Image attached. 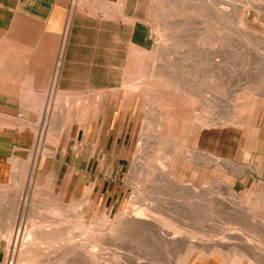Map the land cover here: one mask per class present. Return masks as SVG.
I'll return each mask as SVG.
<instances>
[{
	"label": "rangeland",
	"instance_id": "obj_1",
	"mask_svg": "<svg viewBox=\"0 0 264 264\" xmlns=\"http://www.w3.org/2000/svg\"><path fill=\"white\" fill-rule=\"evenodd\" d=\"M194 1L151 0L152 49L129 53L117 45L121 42L108 43L119 51L117 61L95 64L91 72L98 75L87 80L82 94L74 89L64 94L57 85L54 105L44 112L34 108L37 95L23 102L18 90L23 80L10 77L15 64L9 52L1 53L0 100L20 101V119L14 120L34 130L33 152H46L44 144L56 148L63 132L71 135L81 120L97 114L110 125L115 118L126 119L134 132L129 168L121 176L123 190L113 210L78 199L66 203L15 183L1 185L0 264H264V0ZM78 4L69 13L82 11L90 18L85 24L95 26L91 19L104 6L94 0ZM52 85L53 78L51 90ZM170 97L181 105H173ZM45 112L52 116L46 126ZM214 127H223L219 140L226 149L212 152L234 162L237 171L221 163L207 165L202 154L186 157L190 150H207L192 141ZM244 150L252 153L253 169L239 173L251 164ZM185 169L191 183L172 177L171 172ZM221 180L237 195L230 196L231 188ZM48 227V232L56 230L55 237H48ZM29 231L34 235L30 244L24 240Z\"/></svg>",
	"mask_w": 264,
	"mask_h": 264
},
{
	"label": "crops",
	"instance_id": "obj_2",
	"mask_svg": "<svg viewBox=\"0 0 264 264\" xmlns=\"http://www.w3.org/2000/svg\"><path fill=\"white\" fill-rule=\"evenodd\" d=\"M94 1L104 8L97 11L95 18L92 17L95 26H87L85 21L90 18L82 11L69 13L72 6L79 5L78 0H0V55L9 52L11 62L15 64L11 70L13 73L9 72L10 77L23 80L21 88L18 87L24 96L23 102L29 96L37 95L33 100L37 105L35 110L44 112L48 106L54 105L55 91L50 86L58 72L55 65L61 47L63 55L56 86L64 94H71L73 89L82 94L87 80L98 75L91 72L98 66L95 64L117 61L114 57L119 51L108 48V43L121 42L123 44L117 45L129 48V53L152 49V28L148 22L151 0ZM28 24L31 26H26ZM27 78L32 82L27 81L28 87ZM6 80L8 77H4ZM19 107V100L16 103L0 100V186L15 183L25 190L31 187L43 196H59L66 203L78 199L113 210L123 190L121 176L129 168L132 124L129 121L126 124V119L115 118L110 125L109 119L105 121L97 114L93 119L81 120L71 135L63 132L56 148L44 144L47 151L36 153L33 152L34 130L28 125L20 127L14 120L19 118L16 116ZM45 115L46 126L52 120L48 113ZM29 118L32 119L30 115ZM259 120L260 117L255 123ZM250 126L237 128L246 130ZM221 128H209L200 133L195 142L192 141V146L203 143L207 150H190L186 157L202 154L207 165L221 163L237 171L234 162L212 152L226 149L223 140H219L224 134ZM251 155L249 150H244L243 158L250 160L251 164L241 166L239 173L253 169ZM175 164L171 161L170 169H174ZM176 173L171 172L174 179L192 182L186 181V169L176 170ZM221 181L237 195L232 186ZM249 208L255 211L254 206Z\"/></svg>",
	"mask_w": 264,
	"mask_h": 264
},
{
	"label": "bare ground",
	"instance_id": "obj_3",
	"mask_svg": "<svg viewBox=\"0 0 264 264\" xmlns=\"http://www.w3.org/2000/svg\"><path fill=\"white\" fill-rule=\"evenodd\" d=\"M193 1H194V0H193ZM222 1H223V0H222ZM227 1H228V0H227ZM194 2H195V1H194ZM229 2L231 3V1H229ZM203 3H204V2H203ZM217 3H218V2H217ZM246 3H249V2H246ZM250 3H251V2H250ZM231 4H232V3H231ZM233 4H234V3H233ZM251 5H252V4H251ZM254 5H256V4H254ZM257 5H258V4H257ZM257 5H256V6H257ZM262 5H264V4H262ZM229 6H230V5H229ZM232 6H233V5H232ZM211 7H212V6H211ZM243 7H244V6H243ZM247 7H248V6H247ZM223 9H224V8H220L221 11H223ZM262 9H263V8H262ZM213 10H214V9H213ZM220 10H218V11L221 12ZM230 10H231V9H229V11H230ZM245 11H246V10H245ZM247 12H248V11H247ZM214 13H215V12H214ZM217 13H218V12H217ZM221 13H222V12H221ZM223 13H224V12H223ZM219 14H220V13H219ZM245 14H246V13H245ZM216 15H217V14H216ZM217 16H218V15H217ZM225 16H226V13H225ZM243 16H244V15H243ZM221 17H222V16H221ZM221 17H220V18H221ZM224 19H225V17H223L221 20H224ZM227 19H228V18H227ZM239 21H240V20H239ZM241 22H242V21H241ZM243 28H244V27H243ZM244 37H245V36H244ZM260 38H262V39L264 40V36H263V37L261 36ZM248 40H249V39H248ZM210 44H211V43H210ZM252 44H253V43H252ZM245 46H246V45H245ZM217 48H218V47H217ZM215 50H216V49H215ZM5 51H6V50H5ZM217 51H218V50H217ZM219 51H221V49H220ZM262 55H263V54H262ZM218 56H219V55H218ZM1 57H2V56H1ZM3 57H4V56H3ZM6 57H7V56H6ZM6 57H5V58H6ZM216 58H217V57H216ZM217 59H218V58H217ZM217 59H215V60H217ZM0 60L5 61V60L2 59V58H1ZM205 60H206V59H205ZM205 60H204V61H205ZM206 61H207V60H206ZM221 61H222V60H221ZM215 63H216V62H215ZM221 63H222V62H221ZM8 66H9V65H8ZM220 66H222V65H220ZM2 67H3V65H2ZM4 67H5V66H4ZM0 68H1V64H0ZM4 69H5V68H4ZM88 69H89V68H88ZM120 69H121V68H120ZM211 69H212V68H211ZM0 70H1V69H0ZM2 70H3V69H2ZM116 76H117V75H116ZM56 77H57V74H54V76H53V85H52V88H53V89L56 88V87H55V86H56V82L58 81ZM29 78H30V76H29ZM9 79H10V78H9ZM77 80H78V79H77ZM6 81H7V80H6ZM128 81H129V80H128ZM139 82H140V81H139ZM28 83H31V84H32V82H29V81H28ZM126 84H127V83H126ZM138 85H139V84H138ZM145 85H147L146 82H145ZM28 86H29V85H28ZM92 86H93V85H92ZM127 87L129 88V89L127 88L128 90H130V89L133 90L132 85H129V86H127ZM135 87H136V86H135ZM142 88H143V87H142ZM146 89H147V87H146ZM46 90H47V89H46ZM182 91H183V90H182ZM182 91H181V92H182ZM147 92H149V91H147ZM191 94H192V93H191ZM45 95H46V94H45ZM23 97H24V96H23ZM45 98H46V97H45ZM191 98H192V96H191ZM206 98L210 99V98L207 97V96H206ZM203 99H204V98H203ZM191 100H192V99H191ZM153 101H154V100H153ZM170 101L172 102L173 105H174V103H175V105H177V103L181 105V103H182V102H180V101H175V99L172 98V97H170ZM155 102H156V101H155ZM156 103H157V102H156ZM204 103H205V102H204ZM206 103H207V102H206ZM158 104H159V103H158ZM207 104H208V103H207ZM208 106H209V105H208ZM251 106H252V105H251ZM248 107H249V106H248ZM31 108H32V107H31ZM207 109H208V108H207ZM234 109H236V108H234ZM47 110H48V109H47ZM240 110H241V109H240ZM194 112H195V111H194ZM246 112H247V111H246ZM185 113H186V112H185ZM51 115H52V114H51ZM79 115H80V116H79ZM79 115H78V116L81 117V114H79ZM53 116H54V115H53ZM51 117H52V116H51ZM203 117H204V116H203ZM81 118H82V117H81ZM196 118H198V117H196ZM205 118H206V117H205ZM195 120H196V119H195ZM201 120H202V119H201ZM203 120H205V119H203ZM207 121H208V120H207ZM207 121H206L205 123H207V125H209ZM209 121H210V120H209ZM203 122H204V121H203ZM214 122H215V121H214ZM192 123H193V122H192ZM42 124H43V123H42ZM44 124H45V123H44ZM190 124H191V123H190ZM190 124H189V125H190ZM183 125H185V124H183ZM191 125H192V124H191ZM205 125H206V124H205ZM246 125H247V124H246ZM184 128H185V127H184ZM187 128H188V127H187ZM203 128H205V127H203ZM207 128H208V127H207ZM181 130H182V129H181ZM59 133H60V132H59ZM183 134H184V133H183ZM182 140H183V139H182ZM172 143H173V142H172ZM56 145H57V144H56ZM170 145H171V144H170ZM170 145H169V146H170ZM173 146H174V144H173ZM174 148H175V147H174ZM172 152H174V151H172ZM168 162H169V161H168ZM166 163H167V162H166ZM159 167H160V166H159ZM163 167H164V166H163ZM162 170H163V169H162ZM163 171H164V170H163ZM159 172H160V171H159ZM167 178H168V177H167ZM29 183H30V182H29ZM220 183H221V182H220ZM224 186H225V185H224ZM227 187H228V186H227ZM28 188H29V187H28ZM226 191H227V190H226ZM228 193H229L230 196H232V197L234 196L233 191H232L231 189H228ZM192 194H193V193H192ZM230 196H229V197H230ZM207 197H208V196H207ZM144 198H145V197H144ZM146 198H147V197H146ZM208 198H209V197H208ZM229 199H230V198H229ZM236 199H237V198H236ZM207 200L209 201V199H207ZM219 200H220V199H219ZM230 200H231V199H230ZM230 200H229V201H230ZM143 201H144V200H143ZM147 202H148V201H147ZM181 202H182V201H181ZM137 203H138V202H137ZM149 203H150V202H149ZM149 203H148V204H149ZM207 203H208V202H207ZM211 203H212V202H211ZM140 204H141V203H140ZM154 204H155V203H154ZM209 204H210V202H209ZM231 204H232V203H231ZM53 208H54V207H53ZM54 209H55V208H54ZM54 209H53V210H54ZM51 210H52V209H51ZM151 210H152V209H151ZM155 210H156V209H155ZM58 211H59V210H58ZM58 211H57V212H58ZM132 211H133V210H132ZM138 211H139V210H138ZM39 212H40V211H39ZM154 212H155V211H154ZM138 213H139V212H138ZM158 213H159V212H158ZM131 214H133V213H131ZM143 214H145V212H144ZM133 215H134V218H137V219H144V218H142L143 216H141V217L139 216L140 213H139V215H135V214H133ZM146 215H147V214H146ZM147 216H149V215H147ZM48 217H49V216H48ZM129 217H130V215H129ZM151 217H152V216H151ZM153 217H155V216L153 215ZM161 217H162V216H161ZM171 217H172V216H171ZM56 218H57V217H56ZM58 218H59V217H58ZM60 218H61V217H60ZM147 218H148V217H147ZM128 219H129V218H128ZM145 219H146V218H145ZM148 219H150V218H148ZM154 219H155V218H154ZM178 219H179V218H178ZM180 219H181V218H180ZM151 220H153V219H151ZM127 221H128V220H127ZM145 221H146V220H145ZM156 221H158V219H157ZM156 221H155V223H156ZM135 222H136V221H135ZM146 222H147V221H146ZM148 222H149V221H148ZM178 222H179V220H178ZM45 223H46V222H45ZM157 223H159V221H158ZM129 224H130V223H129ZM144 224H145V223H144ZM161 224H162V223H161ZM172 224H174V223H172ZM172 224H171V226H172ZM55 225H56V224H55ZM163 225H164V224H163ZM185 225H186V224H185ZM259 225H260V224H259ZM46 226H47V225H46ZM56 226H57V225H56ZM56 226H55V228H56ZM95 226H96V225H95ZM157 226H158V225H157ZM164 226H166V225H164ZM261 226H262V225H261ZM58 227H59V226H58ZM174 227H175V228H178V227H176V225H174ZM61 228H62V227H61ZM63 228H64V227H63ZM112 228H113V227H112ZM175 228H174V229H175ZM263 228H264V227H263ZM42 229H43V228H42ZM59 229H60V228H59ZM59 229H58V230H59ZM159 229H160V228H159ZM171 229H173V228H171ZM18 230H19V229H18ZM40 230H41V229H40ZM43 230H44V229H43ZM48 230H49V227H48V229H46V232H47V234H48V237H51V236H54V237H55V234H56L55 232H56V230H52V231H50V232H48ZM63 230H64V229H63ZM157 230H158V229H157ZM169 230H170V229H169ZM177 230H178V229H177ZM37 231H38V230H37ZM59 231H60V230H59ZM85 231H86V230H85ZM170 231H171V230H170ZM175 231H176V230H175ZM232 231H233V230H232ZM15 232H16V231H15ZM38 232H40V231H38ZM110 232H111V231H110ZM173 232H174V231H173ZM229 232H231V231H229ZM31 233H32V232H31ZM31 233H30V231H29V233L26 234V237H25L26 239H24V240H25V243H28V242H29V244L31 243L30 238H32L31 236L33 235V234H31ZM59 233H60V232H59ZM169 233H170V232H169ZM171 233H172V232H171ZM174 233H175V232H174ZM216 233H217V232H216ZM219 233H220V232H219ZM219 233H218V234H219ZM11 234H12V233H11ZM91 234H92V233H91ZM235 234H236V233H235ZM221 235H222V234H221ZM40 236H41V235H40ZM86 236H87V235H86ZM169 236H170V235H169ZM174 236H177V235H174ZM179 236H180V234H179ZM33 237H34V235H33ZM57 237H58V236H57ZM66 237H68L69 239L71 238L70 236H66ZM90 237H94V236H90ZM8 238H9V237H8ZM16 238H17V237H16ZM36 238L41 240V238H39V237H37V236H36ZM171 238H173V237H171ZM208 238H209V237H208ZM178 239H179V237H178ZM192 239H193V237H192ZM222 239H223V238H222ZM224 239H225V238H224ZM31 240H32V239H31ZM76 240H77V239H76ZM212 240H213V239H212ZM212 240H211V241H212ZM15 241H16V240H15ZM190 241H191V240H190ZM193 241H194V240H193ZM248 241H249V240H248ZM248 241H247V242H248ZM62 242H63V241H62ZM222 242H223V241H222ZM40 243H41V242H40ZM47 243H48V242H47ZM51 243H52V242H51ZM55 243H56V242H55ZM223 243H224V242H223ZM256 243H257V242H256ZM14 244H15V243H14ZM258 244H259V243H258ZM33 245H34V244H33ZM33 245H32V246H33ZM206 246H207V245H206ZM23 247H27V246H23ZM30 247H31V246H30ZM33 247H34V246H33ZM79 247H80V244H79ZM27 248H28V247H27ZM36 248H37V246H36ZM25 249H26V248H25ZM29 249H30V248H29ZM73 249H74V254H75V253L78 254L79 250H78L75 246L73 247ZM35 250H36V249H35ZM30 251H31V249H30ZM59 251H60V250H59ZM68 251H69V250H68ZM84 251H85V250H84ZM54 253H55V252H54ZM54 253H53V255H54ZM67 253H68V252H67ZM24 254H26V252H25ZM69 254H70V253H69ZM71 254H72V253H71ZM11 256H12V255H11ZM23 256H24V255H23ZM58 256H59V255H58ZM81 256H82V255H81ZM84 256H85V255H84ZM84 256H83V257H84ZM245 256H246V255H245ZM38 257H39V256H38ZM38 257H37V258H38ZM55 257H56V256H55ZM11 259H12V257H11ZM55 259H56V258H55ZM57 259H58V258H57ZM92 259H93V258H92ZM24 260H26V259H24ZM33 260H35V259L33 258ZM37 260H38V259H37ZM26 261H28V260H26ZM44 261H45V260H44ZM86 261H87V260H86ZM186 261H187V260H186ZM23 262H24V263H21V264H26L25 261H23ZM34 262H35V261H34ZM10 263H11V262H10ZM27 263H28V262H27ZM11 264H12V263H11ZM19 264H20V263H19ZM28 264H29V263H28ZM30 264H31V262H30Z\"/></svg>",
	"mask_w": 264,
	"mask_h": 264
}]
</instances>
